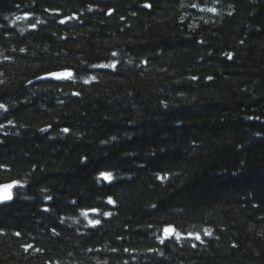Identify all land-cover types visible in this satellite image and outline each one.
<instances>
[{
    "label": "trees",
    "instance_id": "trees-1",
    "mask_svg": "<svg viewBox=\"0 0 264 264\" xmlns=\"http://www.w3.org/2000/svg\"><path fill=\"white\" fill-rule=\"evenodd\" d=\"M0 105V264H264V0H0Z\"/></svg>",
    "mask_w": 264,
    "mask_h": 264
},
{
    "label": "snow or ice",
    "instance_id": "snow-or-ice-1",
    "mask_svg": "<svg viewBox=\"0 0 264 264\" xmlns=\"http://www.w3.org/2000/svg\"><path fill=\"white\" fill-rule=\"evenodd\" d=\"M192 6L195 7V5H192ZM208 10L212 11V12L216 11V9H214V8L208 9ZM17 19H19V17H17ZM113 55H115V53H113ZM49 75H51L52 77H55L57 79H61V78L67 79V78H71L73 73L70 71H62V72H53V73H50ZM3 107H4L3 105H0V108H3ZM65 131H67V129H65ZM102 176L104 177V179H111V174L102 173ZM15 183L16 182H13L12 184H6L3 186L4 192H5V195H4L5 199L10 198V195L8 194L7 190L12 188ZM96 223H99V221H96ZM164 231L166 233H171L174 231V229H172L170 227H166L164 229ZM196 238L199 239V236H197Z\"/></svg>",
    "mask_w": 264,
    "mask_h": 264
},
{
    "label": "water",
    "instance_id": "water-1",
    "mask_svg": "<svg viewBox=\"0 0 264 264\" xmlns=\"http://www.w3.org/2000/svg\"><path fill=\"white\" fill-rule=\"evenodd\" d=\"M62 72V71H61ZM44 79H54L55 77H52L51 75L47 74L43 77ZM14 182V181H13ZM13 182H6V183H1L0 184V204L1 203H7V202H10L12 199H13V188L15 186V184L13 185L12 188L8 189L7 192L8 194L10 195V198L8 199H5L4 198V195H5V192H4V189H3V186L6 185V184H12Z\"/></svg>",
    "mask_w": 264,
    "mask_h": 264
}]
</instances>
